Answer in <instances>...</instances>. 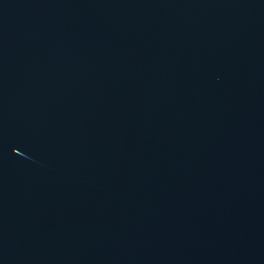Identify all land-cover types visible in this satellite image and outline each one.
<instances>
[{"label":"water","instance_id":"water-1","mask_svg":"<svg viewBox=\"0 0 264 264\" xmlns=\"http://www.w3.org/2000/svg\"><path fill=\"white\" fill-rule=\"evenodd\" d=\"M0 264H264V0H0Z\"/></svg>","mask_w":264,"mask_h":264}]
</instances>
